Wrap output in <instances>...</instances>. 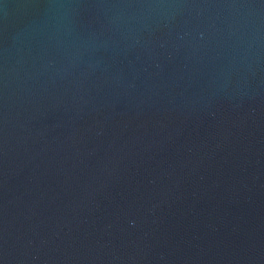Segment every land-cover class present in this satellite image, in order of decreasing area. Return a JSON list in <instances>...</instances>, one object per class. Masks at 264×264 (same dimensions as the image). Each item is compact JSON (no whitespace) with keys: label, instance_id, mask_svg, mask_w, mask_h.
Returning a JSON list of instances; mask_svg holds the SVG:
<instances>
[{"label":"water","instance_id":"water-1","mask_svg":"<svg viewBox=\"0 0 264 264\" xmlns=\"http://www.w3.org/2000/svg\"><path fill=\"white\" fill-rule=\"evenodd\" d=\"M0 264H264V0H0Z\"/></svg>","mask_w":264,"mask_h":264}]
</instances>
